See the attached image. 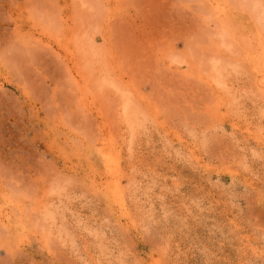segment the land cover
<instances>
[{
	"label": "rangeland",
	"instance_id": "obj_1",
	"mask_svg": "<svg viewBox=\"0 0 264 264\" xmlns=\"http://www.w3.org/2000/svg\"><path fill=\"white\" fill-rule=\"evenodd\" d=\"M263 11L0 0V264H264Z\"/></svg>",
	"mask_w": 264,
	"mask_h": 264
},
{
	"label": "bare ground",
	"instance_id": "obj_2",
	"mask_svg": "<svg viewBox=\"0 0 264 264\" xmlns=\"http://www.w3.org/2000/svg\"><path fill=\"white\" fill-rule=\"evenodd\" d=\"M262 16H263V18H264V11L262 12ZM73 47H74V46H73ZM71 52H72V51H71ZM66 53H67V52H66ZM70 54H71V53H70ZM65 55H67V54H65ZM68 55H69V54H68ZM69 58H71V57H69ZM73 58H74V57H73V55H72V59H73ZM69 60H70V62H72L71 59H69ZM75 64H76V63H75ZM75 64H74V65H75ZM261 67H262V66H261ZM72 68H74V67H72ZM75 71L77 72V74H78V76H79L80 74H79V70H78V68L70 69V74L73 75V73H74ZM73 76H74V75H73ZM73 76H72V77H73ZM74 77H75V76H74ZM261 77H262V76H261ZM80 78H81V77H80ZM82 78H83V77H82ZM73 79H74V78H73ZM77 79H78V78H77ZM74 80H75V79H74ZM81 80H82V79H81ZM81 80H80V81H81ZM263 81H264V80H263ZM81 82H83V81H81ZM77 83H78V82H77ZM83 83H86V82H83ZM261 83H262V82H261ZM263 83H264V82H263ZM77 85H78V84H77ZM84 85H85V84H82L81 87L83 86L82 88H85V90H84L85 92H89V89H88L89 86L86 84L88 87H87V86L84 87ZM79 87H80V86H78V88H79ZM86 87H87V88H86ZM84 94H85V93H84ZM82 95H83V94H82ZM92 96H93V95H92ZM85 97H86V96H85ZM119 166H120V165H119ZM119 169H120V168H119ZM114 196H115V195H114ZM121 204H122V203H121Z\"/></svg>",
	"mask_w": 264,
	"mask_h": 264
}]
</instances>
